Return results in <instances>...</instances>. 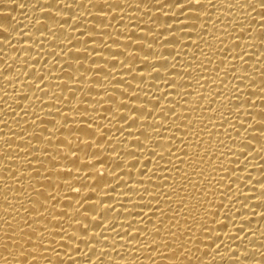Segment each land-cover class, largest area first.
<instances>
[{"label": "bare ground", "instance_id": "obj_1", "mask_svg": "<svg viewBox=\"0 0 264 264\" xmlns=\"http://www.w3.org/2000/svg\"><path fill=\"white\" fill-rule=\"evenodd\" d=\"M259 2L0 0V264H264V136L245 132L264 112Z\"/></svg>", "mask_w": 264, "mask_h": 264}, {"label": "snow or ice", "instance_id": "obj_2", "mask_svg": "<svg viewBox=\"0 0 264 264\" xmlns=\"http://www.w3.org/2000/svg\"><path fill=\"white\" fill-rule=\"evenodd\" d=\"M57 2H58V4H61V3L64 4V0H57ZM88 2H89V4H95V0H88ZM186 2H187L188 4H191V3H192V0H186ZM196 2L199 3V0H196ZM249 2H252V0H249ZM180 3H181V2H180ZM180 3H177V6H179ZM259 5H260V8H261V9H264V2H259ZM65 6H66V7H71L70 4H69V5H65ZM98 12H103V10L98 11ZM101 23H103V21H101ZM241 27H243V26H241ZM93 29H94V28L89 29V31H95V29H94V30H93ZM2 31H4V28H3L2 26H0V32H2ZM82 33H83V32H82ZM50 34H51V35H56V33H55L54 31H50ZM83 34H84V33H83ZM57 39H59V37H57ZM259 39H260L261 42H264V33H261V34H260V38H259ZM197 47H199V45H197ZM234 47H236V46L234 45ZM236 48H237V47H236ZM118 54H119V53H116V54H114V55H118ZM240 55L242 56L243 53H240ZM113 67H115V66H113ZM152 67H153V68H156L157 65L153 64ZM234 68H235V67L233 66L232 70H234ZM226 74H227V72H226ZM49 75H51V73H49ZM244 78H245V77H241L240 79H241V80H244ZM53 79H59V78H58V77H54ZM133 79H135V77H133ZM40 81H43V76H40V77L38 78V82H37V84H36V92L47 93V86H45V87H41V86H40V83H39ZM143 83H144V80L141 79L140 84L142 85ZM139 86H140V85H138L137 87L139 88ZM235 89H236V92H239V91H240V88H237V87H236ZM53 95L55 96V94H53ZM121 95H124V94L122 93ZM26 96H27V95H26ZM166 96H167V94L165 93L164 96H163V98H161V99L166 98ZM55 98H56V97H55ZM237 98H238V99H241V102H242L243 104H245V105L248 103V101H246V100H242L241 97H237ZM36 99H37V100H40V102L43 103V100H42V98H41L40 96L37 95V96H36ZM137 99H139V95H138V93H137ZM148 102H150V101H145L144 103H148ZM33 105H35V101L33 102ZM125 106L129 107V106L127 105L126 102H124V103L118 105V107H125ZM127 107H126V108H127ZM155 107H157V104H153V108H155ZM240 108H241V104H234V105H232V108L229 109V113H228V115L230 116L233 110H235V111L238 112ZM168 111H169V112H173L174 109H168ZM129 112H130V113H132V112H135V113H136V116L133 117V119H132V125H135V124L137 123V119H138L139 116H141V115H145V114H147V115H150V114H151L150 112L145 113V111H144L143 108H139V109H132V108H129ZM259 115H260V121H258V122L256 123V125H260L261 127H260L259 129H254L253 125H247V128L245 129V132H246V133H247L248 129H253V132H252V135H253V136H256L254 133H259V137L264 136V123H261V122H264V112H261ZM221 117H222V119H225V120L228 119V116H225L224 113H221ZM121 118H122V119H121ZM36 119H39V116H38V115L36 116L35 119H33L32 123H35V120H36ZM120 119H121V120H127L128 117H127V116H120ZM214 119H215V118H214ZM236 120H237V121H240V119H239V115L236 116ZM65 123H67V122H65ZM239 124L243 125L244 122H240ZM132 125H129V126L131 127ZM222 125H223V124H221V126H222ZM229 125H230V127H231L234 131H239V129L235 128L234 125H233L231 122H229ZM149 127L152 128L153 131H156L159 127H161V125H159V124H147V123H146V124H144V125L141 126L140 135L144 137V140L152 141V140H153V137L149 136V135L146 133V131L144 130V129H147V128H149ZM226 134L228 135V137L230 136V133H229V132L226 133ZM238 137H239V136H238ZM231 138H232L233 140H236V138H234V137H231ZM172 139H173V141H174V137H173ZM239 142H240V143H239L238 145H236V152L241 153V154H244L245 159H247L248 157L254 155L253 152L248 151L247 148L244 146L245 144H248V145H251V144H252V141L247 139V135H246L245 137L241 138ZM221 143L223 144L224 142L221 141ZM257 143H260L261 146H260L259 148H255V152H258V153L261 154V155H260V159H264V140H261V139H260V141H257ZM29 144H30V142H29ZM134 147H135L136 149H141V150H143L144 152L150 154L151 156H157V155H158V156H159V160H163V159H164V152H165V151H168L169 156H171V155L173 154V153H172V149H171L170 146L165 147V146L162 145L159 141H156L155 143H152V146H151V147H146L145 144H144V142H143L142 140H139V139H138V140H137V143L135 144ZM157 149H160L159 153H157V151H156ZM113 150L115 151V149H113ZM127 155H129V156H133V157H136V160L130 165L129 170H130L131 168H136L137 163L139 162V157L137 156V153H136L135 151H131V150H129V151L127 152ZM159 160H157L156 169H157V170H160V171H163V169L160 168ZM167 162L170 163L171 161L169 160V161H167ZM29 163H31V161H29ZM119 166H120V165L118 164L117 167H119ZM142 170H143L144 173L146 174L147 166H144L143 168H141V169H140V173H141ZM145 174H143V175H145ZM101 175H103V173H101ZM143 175H142V176H143ZM149 179H151V178L149 177ZM165 179H166V177H165ZM258 181H259L260 184H264V180H258ZM138 183H139V182H138ZM126 187H129V189L131 190L130 186H127V185H126ZM77 191H78V190H77ZM145 191H147V188H145ZM134 195L142 196V194H141L140 192H135ZM261 195L264 196V193H261ZM46 199L51 200V199H54V197H53L51 194H49V195L46 197ZM247 199H248V197H245V200H247ZM41 207H43V205H41ZM122 207H123V205H122ZM39 214H40V213L38 212V215H39ZM60 215H65V213H60ZM85 220H86V222H87L88 225H92L93 227H99V224H93V222H92V221H88L86 217H85ZM25 223L27 224V221H25ZM113 224H115V223H113ZM127 226H128V227H126V229H125V233H128V235L135 236V235H133V234L129 231V228L131 229V228L133 227L132 223L127 224ZM54 227H60V228L63 230V226H62V225H59V224H58V225H54ZM114 230H115V228H111V229H109V231H114ZM240 230H242V229H240ZM63 231H64V234L67 235L66 230H63ZM79 231H80V233H81L82 235H86L87 232L89 231V228H88L87 226H85L84 224H82L81 227H80V229H79ZM138 231H140V230H138ZM56 234L58 235V234H60V233H56ZM137 234H138V233H137ZM41 235H43V232H41ZM235 238H236L235 236L229 237V239H235ZM73 239H76V237H74V236H72V235H68V240H73ZM101 239H107V237L104 236V237H101ZM134 241H136V240H134ZM50 243H52L53 245H55V241H54V240L50 241ZM86 243H87L88 245L91 246V245H93L94 243H100V239H95L94 237L89 236V237L87 238V242H86ZM116 243H117V242H114V243H112V244H116ZM62 246H67V242H65V244L60 245V246H58V247H62ZM56 248H57V246H54L51 250L55 252V249H56ZM94 249H95V247L92 246V247H90L89 251L91 252V251H93ZM95 250H96V249H95ZM107 251H108V249H107L106 247H103V246H102V250L99 251L100 255H97V256H96L97 259L100 261V257H101L102 255H104ZM29 253H31V252H29ZM57 254H58V252H57ZM86 255H87V253H86ZM247 255H248V252L245 251V256H247ZM69 259H72V257H69ZM91 259H92V258H88L89 261H91ZM235 262H237V264H240V255L237 256V257H235Z\"/></svg>", "mask_w": 264, "mask_h": 264}]
</instances>
